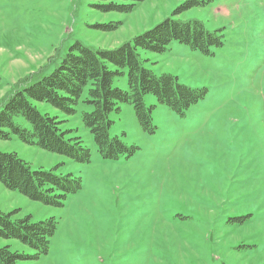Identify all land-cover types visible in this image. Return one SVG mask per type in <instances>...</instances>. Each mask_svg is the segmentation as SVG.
Masks as SVG:
<instances>
[{
    "label": "rangeland",
    "instance_id": "rangeland-1",
    "mask_svg": "<svg viewBox=\"0 0 264 264\" xmlns=\"http://www.w3.org/2000/svg\"><path fill=\"white\" fill-rule=\"evenodd\" d=\"M191 1L0 0V105L18 80L50 74L73 45L114 49ZM197 1L204 4L176 18L218 30L221 46L206 54L173 40L166 51H140V57L154 74L206 92L183 115L145 94L153 132L142 129L133 104L120 103L109 113V137L135 146L131 155L98 153L82 120L94 109L90 86L71 111L30 100L56 117L64 137L82 140L89 161L15 133L0 137V151L15 152L33 170L81 179L60 204L0 182V211L11 219L57 222L47 253L18 264H264V0ZM131 3L130 9L113 6ZM122 70L112 86L127 91L128 67ZM15 123L31 128L22 115ZM61 193L57 187L45 192ZM4 246L34 254L16 238L0 237Z\"/></svg>",
    "mask_w": 264,
    "mask_h": 264
},
{
    "label": "trees",
    "instance_id": "trees-1",
    "mask_svg": "<svg viewBox=\"0 0 264 264\" xmlns=\"http://www.w3.org/2000/svg\"><path fill=\"white\" fill-rule=\"evenodd\" d=\"M141 1L144 0H139ZM202 4L204 2L197 0L187 2L176 8L170 17H165L152 28L114 49H91L75 44L50 74L38 77L37 80H34V74H29L18 80L0 105V137L9 139L15 133L26 143L37 144L45 150L67 155L80 162L89 161L91 151L81 144L82 140L79 137H64L56 117L39 112L30 100L48 102L56 108L71 111L70 107L77 103L84 89L90 86L88 102L94 105V109L90 113H83L82 120L94 137L98 153L111 159L124 153L131 155L135 146L124 145L117 136L109 137V113L114 109L118 111L120 103L133 104L142 129L153 132L155 126L151 106L145 105V94L154 93L158 101L183 115L206 92L204 88H191L178 83L173 75L154 74L144 67L140 57V51H166L173 40L206 54H210L211 46H221L222 35L218 34V30L206 29L202 21L197 19L176 18L183 10ZM134 5L135 3L113 6L130 9ZM72 48L77 51L74 53ZM112 65L115 70H111ZM126 66L129 88L124 91L114 88L112 80L114 75H123L122 69ZM19 115L27 119L31 128L15 123V117ZM0 182L8 189L19 190L30 199L43 198L51 204H60L61 198L77 191L81 186L79 177H70L69 174L57 176L41 168L33 170L15 152L3 151H0ZM46 184L52 185L51 188L44 189ZM56 187L63 193L45 194ZM56 225L54 218L31 222L29 217H25L14 221L10 214L0 211V237L16 238L34 249V254L29 256L15 252L9 246L1 247L0 264H18L20 260L37 259L46 254Z\"/></svg>",
    "mask_w": 264,
    "mask_h": 264
}]
</instances>
